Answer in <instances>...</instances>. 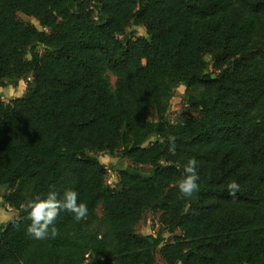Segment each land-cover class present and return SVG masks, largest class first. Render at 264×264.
<instances>
[{"label":"trees","instance_id":"obj_1","mask_svg":"<svg viewBox=\"0 0 264 264\" xmlns=\"http://www.w3.org/2000/svg\"><path fill=\"white\" fill-rule=\"evenodd\" d=\"M23 81L0 96V191L18 213L0 264H156L159 248L165 264H264V0H0V86ZM180 85L196 116L172 124ZM117 152L132 165L111 187L91 153ZM49 190L87 214L61 210L37 239L27 205ZM148 211L181 234H138Z\"/></svg>","mask_w":264,"mask_h":264},{"label":"rangeland","instance_id":"obj_2","mask_svg":"<svg viewBox=\"0 0 264 264\" xmlns=\"http://www.w3.org/2000/svg\"><path fill=\"white\" fill-rule=\"evenodd\" d=\"M17 17L30 25H33L37 28H40L39 22L31 17L25 16L22 13H18ZM129 37H147L146 29L143 27H135L132 26L129 30ZM39 54H44L45 49L44 47L38 48ZM28 58H31V56H28ZM208 60L210 61L211 58L208 57ZM110 77L112 85L115 83V77L111 75L110 73L107 74ZM27 91V84L26 82H21L18 87H1L0 86V96L3 99V101L9 103L11 100L22 97L25 95ZM188 93L187 88L184 85H180L176 92L175 96L171 101V108L168 113V120L172 124H178L180 121L186 119V118H192L196 116L195 111L191 110L186 104H185V96ZM190 93L196 94V91H190ZM150 119H153L152 116H149ZM91 155L98 158V160L105 165L107 169V176H106V182L111 187H115L118 180L120 171L131 166L132 163L128 158H124L120 152H117L113 155L108 154H97V153H91ZM6 189L2 188L0 191V226L7 225L12 219H14L18 213L9 208L4 200L3 195L5 194ZM98 215L102 216V209L101 207L98 208ZM159 213H156L154 211H148L144 219L141 221V223L137 226L136 232L142 236L146 235H157L159 233L163 234L164 238V244L171 243L174 240V237L177 235H180L181 233L179 231H176L175 233H170L167 230L163 229L160 222H159ZM161 248L157 250L156 253V264H165L163 259L161 258L159 251ZM86 264H92V262L89 260L86 262Z\"/></svg>","mask_w":264,"mask_h":264},{"label":"clouds","instance_id":"obj_3","mask_svg":"<svg viewBox=\"0 0 264 264\" xmlns=\"http://www.w3.org/2000/svg\"><path fill=\"white\" fill-rule=\"evenodd\" d=\"M184 171L185 176L181 180L178 189L185 196H191L199 187V174L195 158H190L187 161ZM228 189L229 195H235L239 189V185L233 181L228 185ZM76 200L77 194L71 190L65 192L63 201L58 199V193L54 190H49L46 197H38L32 200L27 205L30 210L29 219L31 220L28 231L37 239L45 238L49 234V226L53 225L55 218L61 210L74 212L76 219H81L87 214V206L83 203L77 205ZM51 235H56L54 226L51 229Z\"/></svg>","mask_w":264,"mask_h":264}]
</instances>
